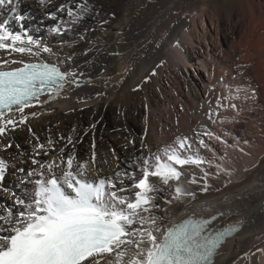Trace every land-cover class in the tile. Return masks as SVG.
<instances>
[{
	"label": "bare ground",
	"instance_id": "bare-ground-1",
	"mask_svg": "<svg viewBox=\"0 0 264 264\" xmlns=\"http://www.w3.org/2000/svg\"><path fill=\"white\" fill-rule=\"evenodd\" d=\"M97 1L102 17L93 28L79 32L80 35L68 32L63 38L47 36L39 28L42 12L50 8L49 0L43 5L39 0H14L15 12L12 6L6 7L0 24L10 31H21L14 17L21 12L23 3L30 12L20 13L24 17L22 32L52 49L51 53H41V58L63 62L62 68L82 73L77 76L80 87L71 86L61 98L42 108L26 110L38 115L29 116L25 125L37 128L39 124H55L58 133L67 123L76 128L83 126L84 136L79 144L86 145L89 156L76 155V143L72 147L62 145L58 153L54 147L49 151L55 141L47 134V162L59 163L61 149L65 159L73 154L76 162L91 161L95 151V162L90 168L93 175L102 177L117 172L115 155L107 152V146H113V138L126 137L134 155L147 156L158 150L159 133L166 145L173 144L177 137H187L192 150H198L211 162L203 165L211 187L202 193L201 185H191L197 200L187 205L169 206L163 200H158V204L176 220L182 219L184 212L213 214L201 205L224 212L220 223L239 224L240 230L223 244L215 264H234L243 256L242 264H253L255 251L264 249V240L255 243L264 236V0ZM7 20L15 24L9 25ZM9 58L6 50H0V59ZM11 58L21 57L12 53ZM166 66L172 67L169 78L176 84L170 90L174 98L168 106L155 95L158 86L152 75ZM249 68L256 71V78L248 73ZM237 87L242 89L239 93ZM251 90H255V98L246 99ZM230 95L239 98L225 99ZM168 111L172 118L155 116V112L166 115ZM105 115L109 116L107 128L103 126ZM172 122L181 130L175 136L166 131ZM53 131L51 128L49 134ZM206 132L213 135H205ZM216 136L227 143H220ZM201 139L213 151L200 147ZM217 164L231 175L222 171L216 178ZM192 172L201 179L199 169ZM225 174L230 182L223 183L221 177ZM19 177L9 174L8 179ZM190 178L186 172V187ZM157 214L163 212L157 210ZM258 254L264 261V253Z\"/></svg>",
	"mask_w": 264,
	"mask_h": 264
},
{
	"label": "snow or ice",
	"instance_id": "snow-or-ice-1",
	"mask_svg": "<svg viewBox=\"0 0 264 264\" xmlns=\"http://www.w3.org/2000/svg\"><path fill=\"white\" fill-rule=\"evenodd\" d=\"M39 2L43 5L46 0ZM5 6L16 11L14 0H0V7ZM81 7L87 11L86 5ZM58 10L63 11L64 6ZM51 15L55 17V13ZM68 15H73L71 8ZM14 18L21 31L13 32L0 24V50H6L10 57L0 59V138L25 124L29 116L37 117L36 111L26 110L42 108L61 98L71 86H81L77 76L82 73L62 68L63 62L42 59L41 53H51L52 49L22 32V15ZM50 32L62 34L59 26ZM12 53L21 58H11ZM241 90L236 88L237 93ZM230 98L239 97H225ZM247 98H255V90ZM230 107L235 109L236 105ZM215 139L227 143L219 136ZM68 143H72L71 137ZM199 145L213 151L203 139ZM39 148L44 149V145ZM63 151L59 163L32 159L37 167L27 174L31 192L23 196L12 193L13 207L0 211V264H215L223 244L240 230L239 224L220 223L224 212L203 205L204 211L213 214L184 212L183 218L176 220L157 203L187 205L197 200L191 185H201L202 193L211 187L203 167L211 162L192 150L187 137H177L173 144L137 157L129 170L107 177L93 175L90 164L95 162V151L91 161L83 162H76L73 154L65 159ZM216 167V178L222 171L231 175L219 164ZM6 168L0 159V182ZM192 169L203 174L200 180ZM186 172L191 175L187 187L183 182ZM257 251L264 253V249Z\"/></svg>",
	"mask_w": 264,
	"mask_h": 264
},
{
	"label": "rangeland",
	"instance_id": "rangeland-1",
	"mask_svg": "<svg viewBox=\"0 0 264 264\" xmlns=\"http://www.w3.org/2000/svg\"><path fill=\"white\" fill-rule=\"evenodd\" d=\"M22 4L23 3H21V12H19V15L22 12H30L28 8L24 9L25 6H22ZM48 4L50 8L49 10L42 12V20L40 22L41 24L39 25L40 30H42L47 36H49L48 34H50L52 36L63 38L64 35H68V32L80 35L82 31L93 28L94 24L102 17V13L98 7L97 0H49ZM61 5L64 6L63 11L58 10L60 9ZM82 5L87 6V11L83 10V8L81 7ZM6 7L7 6L0 7V21H2L4 17ZM69 8H71L72 10V16L68 15ZM52 13H55V17L51 15ZM77 17H79L78 20L76 19ZM13 24H15L14 21H12V23L9 22V25L13 26ZM56 26L60 27L62 33L61 35H57L56 33L50 32V29ZM198 27L200 29L201 24H199ZM171 72V66H166L164 68L162 67L159 72L155 74V79H153V82H155L158 86V89L155 88L154 90L155 95L162 101L164 100L167 106L170 105V102L173 101L174 98L173 95L170 94V90H172L173 87H176L175 81L173 82V79L169 78L171 76ZM248 73L252 77H257L256 71L253 68H249ZM156 90H158L160 93ZM159 114H161L160 117L164 119H169V117H173L172 112L170 111H168L166 115L164 113L155 112V116L157 115L158 117ZM104 119L105 123L103 124V126L107 128L106 125L108 124L109 116L105 115ZM172 123L173 126L166 131L169 134L171 133L170 135L175 136L179 134L181 130L176 126V123ZM74 126L75 124L73 123H67L66 127H64V130L58 133L55 130L58 129L55 124H39L37 128L23 124L19 125L14 130L8 131L7 137H3L0 140V159L2 158L7 165L4 181L11 183L10 187H7L4 186L2 182H0V189L3 190L1 191L2 193H0V211H6L8 208L13 207L12 201H14V198L12 196V193H15L17 196H23L25 192H31L33 186L29 183V180L31 178H29L27 174L33 168L37 167L36 165L32 164V159L35 158L41 163H46L48 161L45 156L46 149L44 142L47 137V134L51 135L52 141H55V143H51V148H49V151H51V149L54 147L55 152L57 153L59 152L58 150L61 148V146L64 144H67L69 145V147H72V145H74L75 143L79 144L81 142L80 138L84 136L85 129L83 126H79V128L77 127L78 129ZM51 128H53L54 131L49 134ZM45 133L46 135H44ZM8 134H10V136H8ZM69 137H71L72 139L71 144L68 143ZM113 139V146H107V152L109 153V155H115V157L113 158H115L117 161L115 165V167L117 166L116 171L129 170V165L135 164L136 158L140 156L134 155L131 152L130 148L126 144L129 143L126 137H122L121 139ZM156 139L158 142L157 149H160L166 145L164 140L161 138L160 133L156 136ZM41 144L44 145V149L42 150L39 148V145ZM6 145H11V147H5ZM112 147L114 148V150ZM76 155L86 157L89 156L86 145L79 144L76 151ZM9 174L20 177L18 178V180L11 181L10 179H8ZM137 175H139V173H137ZM221 179L223 180V183H226L231 178L225 174V176H223V178L221 177ZM8 194L10 196H8ZM262 240H264V236L257 238L255 243H258V241L260 242ZM255 253V257L257 258L256 259L253 256L255 263L253 257L251 256L253 264H264V261H262V257L260 256V254H258L259 251H255ZM242 258H244V256L237 259L234 264H242Z\"/></svg>",
	"mask_w": 264,
	"mask_h": 264
}]
</instances>
